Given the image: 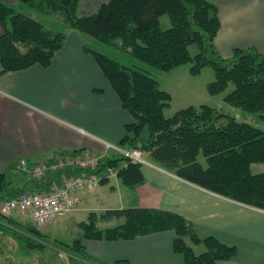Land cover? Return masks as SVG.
Masks as SVG:
<instances>
[{"label":"trees","instance_id":"16d2710c","mask_svg":"<svg viewBox=\"0 0 264 264\" xmlns=\"http://www.w3.org/2000/svg\"><path fill=\"white\" fill-rule=\"evenodd\" d=\"M45 13L56 14L65 27L73 28L97 40L112 43L121 40V48L135 58L162 70L193 62L192 72L214 67L216 80L208 85L212 94L224 92L230 83L234 89L224 100L232 106L264 121V54L255 48H236L224 58L214 44L220 29L216 0H108L90 14H78L80 0H17ZM16 5L0 0V75L28 68L34 64L49 66L66 40L64 30L48 28L40 20L18 11ZM167 14L171 27L163 28L160 17ZM197 44L195 56L190 45ZM105 77L117 92L122 105L133 116L126 126L123 146L141 147L150 159L179 177L214 193L264 209V173L254 174L251 165L264 162V130L249 121L238 120L229 111L202 104L189 106L166 117L171 95L160 89L158 81L145 72L86 46ZM148 129L144 139L142 133ZM204 159V164L201 159ZM127 165L119 167L120 161ZM141 163L122 155L102 157L91 172L104 175L118 168L117 175L129 186L144 182ZM61 179L56 172L44 178H30L15 186L7 174L0 173V201L6 194L17 196L29 191L45 192ZM31 184V185H30ZM116 215L125 221L113 227L98 228V215L92 212L83 221L84 238L96 240L134 239L149 233L176 231L174 250L184 256L183 264H218L237 253L236 246L224 244L214 236L201 238L191 221L173 211L158 208L108 210L102 216ZM12 223H16L12 219ZM3 224V223H2ZM0 223V228L3 227ZM4 225V224H3ZM38 236L36 227H29ZM194 244H204L197 254L185 237ZM30 248L44 249L41 241L22 236ZM71 248L92 259L82 238ZM113 264H130L118 260Z\"/></svg>","mask_w":264,"mask_h":264},{"label":"crops","instance_id":"0c3cea01","mask_svg":"<svg viewBox=\"0 0 264 264\" xmlns=\"http://www.w3.org/2000/svg\"><path fill=\"white\" fill-rule=\"evenodd\" d=\"M3 1L18 4L17 0ZM216 4L221 26L214 44L220 55L232 57L236 48H255L264 54V0H216ZM65 33L64 45L49 66L34 64L0 75V173L7 174L15 186L27 181L15 173L20 159L33 165L82 151L112 156L115 151L106 143L119 145L128 134L126 126L134 120L85 49L98 50L91 36L69 27ZM225 110L264 130L263 120L240 110L234 113L230 107ZM147 159L149 163L141 165L144 182L124 184L117 175L119 167L127 165L122 160L108 172L106 183L74 192L77 203L71 212L90 211L89 216L95 212L98 228L105 229L125 221L123 216H102L108 210L142 207L173 211L191 221L201 238L214 236L236 246V255L218 264H264V209L214 193L153 162L150 156ZM251 172L264 173V162L252 163ZM175 237L176 231L168 229L129 240L83 237L82 241L90 260L100 264L118 260L183 264L184 256L174 250ZM185 240L197 254L206 249L188 236Z\"/></svg>","mask_w":264,"mask_h":264},{"label":"rangeland","instance_id":"374dc122","mask_svg":"<svg viewBox=\"0 0 264 264\" xmlns=\"http://www.w3.org/2000/svg\"><path fill=\"white\" fill-rule=\"evenodd\" d=\"M106 1L108 0H80L77 12L80 15L93 13L102 2ZM15 8L40 20L48 28L64 31L66 29L63 21L56 14H45L23 2H18ZM160 22L163 28H169L172 25L167 14L160 17ZM91 38L93 46L101 50V52L129 67L139 69L153 76L158 81L160 89L171 95L170 105L164 109L166 117H171L176 111L191 105L199 107L202 104H208L224 110L226 107H230L234 113L239 110L242 111L241 108L229 105L224 100L225 95L234 89L233 83H230L224 92L212 94L209 91L208 85L216 80V73L211 65L202 67L197 73H193L191 70L194 65L193 62L178 65L169 71H165L135 58L122 49L120 39L112 43H106L93 37ZM189 49L192 56H195L200 51L197 44L190 45ZM218 104H224L226 107H218ZM147 135L148 129H145L142 133V138L145 139ZM144 155L145 157L150 156L149 153L146 154L145 150ZM34 165L28 163L27 168L21 170L15 167V173H21L20 175L23 176V179L29 180L34 177L31 172ZM52 173L54 172L49 170L44 176ZM8 176L15 183L17 182L16 177L12 176L11 173ZM44 176L41 178H44ZM9 196L12 195L6 194L1 199ZM89 213L90 211L70 212L43 226L36 225L29 211L26 210L14 209L9 212V215L0 214V223L4 224L0 228V264H100L82 257L71 248L76 239L84 237L85 230L81 223L88 220ZM11 219L16 223L10 222ZM29 227H36L41 232V235L38 236L36 233L28 231ZM22 236H29L35 242L41 241L45 244V248L28 247L24 243Z\"/></svg>","mask_w":264,"mask_h":264},{"label":"built area","instance_id":"2783aa9c","mask_svg":"<svg viewBox=\"0 0 264 264\" xmlns=\"http://www.w3.org/2000/svg\"><path fill=\"white\" fill-rule=\"evenodd\" d=\"M106 146L112 148L115 154L133 162L149 163L144 150L140 147H124L110 142H107ZM101 158V155L82 151L62 155L55 160L35 163L31 169L34 177L41 178L50 170L54 173L60 172L61 179L55 181L45 192L29 191L2 199L0 214L8 215L14 209L26 210L29 211L36 225L43 226L70 213L76 208L77 203L74 192L78 189L96 188L105 177L89 170L96 167ZM27 166L28 161L25 158L15 164L18 170L26 169ZM112 171L113 168L108 169V172Z\"/></svg>","mask_w":264,"mask_h":264}]
</instances>
